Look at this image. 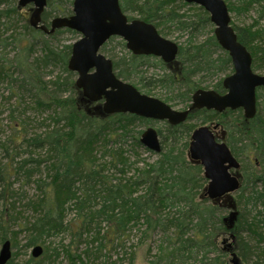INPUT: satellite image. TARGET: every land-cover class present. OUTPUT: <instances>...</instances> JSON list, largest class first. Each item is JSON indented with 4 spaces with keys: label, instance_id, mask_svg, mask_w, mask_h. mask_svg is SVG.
Listing matches in <instances>:
<instances>
[{
    "label": "trees",
    "instance_id": "trees-1",
    "mask_svg": "<svg viewBox=\"0 0 264 264\" xmlns=\"http://www.w3.org/2000/svg\"><path fill=\"white\" fill-rule=\"evenodd\" d=\"M62 1L48 0L47 7L51 11L64 14L66 11L62 9ZM1 3L3 0H0ZM120 6L125 14L130 10L139 12V19L153 24L162 36L173 35L162 27L163 21L175 24L179 29L187 30L190 36L193 33L203 36L204 34L200 32L203 27L210 26L214 29L209 14L202 7L189 5L184 0H120ZM227 6L230 13L246 11L250 7L257 6L259 18H264V0H247V3L244 2L242 7L237 9L230 2ZM185 8L187 10L182 13ZM2 14L4 13L0 12V15ZM52 16L51 12L45 10L42 14L43 24L48 26ZM256 27V25L249 28L234 26L239 42L251 53L253 71L263 72L264 42L257 43L264 38V28ZM26 29L30 31L33 40L46 36L41 30L28 27ZM65 32L74 33L68 29ZM116 40L117 38L110 39L101 51H106L108 46ZM121 44L125 50H128L125 42L122 41ZM31 47L29 42L28 47L22 48L21 52L27 53L31 51ZM46 50L48 52L46 58L42 60L43 66L46 68L61 66L70 80L64 81L63 84L68 89L67 96L56 97L54 100L50 98L52 101L50 103L46 104L44 96H39V90L31 95L38 100L42 109L54 108L55 121L56 123L58 121L59 127L54 128L44 138L32 140L27 138L23 124H19L17 128L21 141L16 146L22 148L23 145H28L36 149L49 146L55 157L52 167L56 168L54 175L49 176L50 182L37 181L38 187L43 189L42 197L31 203L38 216L33 221L26 222L22 229L27 233L25 247L44 245L49 238L60 234L62 229L68 226L65 224L66 214L73 208L78 218V222L75 223L76 234L77 231L80 234L81 231L90 229L91 225L101 217L108 219L109 228L102 235L96 233L97 236L92 241L100 240L105 243V247H121L140 218L147 226L142 232L141 240L146 242L152 235L161 234L165 240L160 249L162 252L166 250L172 260L191 261L189 264H233L232 260L227 259V255L218 248L220 239L229 234V225H224L223 215L227 211L236 213L251 201L262 202L264 205V111L262 110L263 113H261V103H258L257 115L252 120H246L242 112L228 113L229 119H227L228 115L220 116L207 110L195 111L190 116V122L199 120L203 125H219L220 128L216 131L217 138L228 144L233 155L241 163L240 170L237 172L242 181L240 194L227 195L220 200L211 201L205 196L208 181L204 177L203 167L189 160L187 156L191 134L198 127L190 122L178 126L166 125L165 136L160 130V135L168 141L167 150L163 149V152L157 155L156 161L146 162L145 168H138L134 173L131 172L126 158L122 161L119 155L117 159L109 163L113 169H107L108 164L99 163L94 152L103 148V143L132 139L136 147L141 149L139 139L135 136V128L151 122L131 114H105L102 102L88 101L74 82L73 76L76 77V74L68 69L71 45L66 46L61 53L48 48ZM127 54L128 60L123 58L113 61L117 76L125 81L134 82L135 85L141 84L149 95L154 89L163 91L164 101L172 104L190 105L193 94L201 89L202 82L200 79L196 81L195 78L204 71L214 69L223 74L226 73L227 65H230L233 71L229 54L221 49L215 36L196 46L181 47L177 59L170 64L154 57L136 56L130 51ZM28 63L29 54L23 57L20 54V57L13 60L14 67L11 68L10 64L5 72V76L24 90V94L21 95L32 93L27 89V85H32L28 81L31 76L38 74L33 72L35 70L27 68ZM146 67L154 68L155 72L150 74L149 70H144ZM15 75L23 78L19 81ZM222 81L213 86V90L220 94L225 93ZM174 93L176 95L173 97ZM215 120L220 122L213 124ZM178 139L181 147L174 142ZM118 150L117 148L115 152L118 153ZM247 161L257 170L252 180L246 178L244 180L241 172L247 166V163L245 164ZM6 166L17 171L29 169L26 180H31L32 176L39 173V169L31 170L27 166V161L16 162L15 159L12 165ZM110 170L113 171L111 177L105 173ZM9 172L0 170V185L4 184L7 187L1 196L6 205L12 199L10 192L12 185L9 181L12 177H17L15 171ZM245 182H251L255 189L258 185L263 186L262 191L259 192L253 188L251 196H245L247 191ZM254 228V222L249 224L243 221V216L236 223L234 232L238 242L235 251L240 264H264V247H252L243 236L245 232L257 233ZM189 234H193V237H187ZM258 235L261 238L260 241L264 242V237L261 234ZM5 239L6 237L3 238ZM77 242L81 243V239L74 237V242L63 248L64 250L67 248L65 252L74 264L77 262L81 264L82 257L78 253L81 244ZM210 247H213L212 253L216 255L215 258L195 255L198 254L195 252L202 250L211 251ZM187 248L194 250L187 252L185 251ZM48 250L47 247L46 251ZM96 250L98 251L99 247ZM92 251L88 248L83 253L87 260ZM51 257L49 256V260ZM29 264L32 263L29 262Z\"/></svg>",
    "mask_w": 264,
    "mask_h": 264
},
{
    "label": "water",
    "instance_id": "water-1",
    "mask_svg": "<svg viewBox=\"0 0 264 264\" xmlns=\"http://www.w3.org/2000/svg\"><path fill=\"white\" fill-rule=\"evenodd\" d=\"M189 5L202 7L210 14L215 26L219 45L229 53L234 73L223 81L226 90L219 94L214 90L200 89L194 93L192 110H214L223 112L229 108H243L245 117L253 119L257 114V90L264 89V75L252 69L253 59L246 47L238 41L231 26V16L224 0H184ZM34 5L30 25L51 33L41 25L42 14L48 0H19L24 8ZM55 29H68L81 35L73 44L69 69L77 74V88L91 103L102 102L107 115L134 114L154 120H167L171 125L187 122L189 112L177 111L163 101L141 93L135 86L120 79L114 70L113 62L101 50L111 38H121L127 49L136 56H155L169 64L178 55L177 44L161 36L157 28L142 20H129L122 11L120 0H75L73 15L57 17L52 21ZM203 125L191 136L189 158L204 169L208 181L205 196L211 201L239 191L241 181L236 173L240 163L230 147L218 140L214 131L218 129ZM141 144L155 154H160L162 144L159 134L153 128L142 135ZM236 213L228 219L229 227L235 222ZM42 253L40 247L34 250V257ZM233 263L240 264L233 253ZM12 259L11 242L5 241L0 249V264H8Z\"/></svg>",
    "mask_w": 264,
    "mask_h": 264
},
{
    "label": "rangeland",
    "instance_id": "rangeland-1",
    "mask_svg": "<svg viewBox=\"0 0 264 264\" xmlns=\"http://www.w3.org/2000/svg\"><path fill=\"white\" fill-rule=\"evenodd\" d=\"M19 0H8L7 3L0 5V11H2L4 14L0 15V59L5 60L6 62L11 64V68L14 67L13 60L18 56V54H21V57L25 56V54H29V63H33L35 60H41L40 58L45 53L43 47L44 40H47L45 44H48L49 50L57 51V53H61L62 50H65L66 46L73 45L78 39H80L81 35L79 34H72V33H63L61 35H58L56 37H47L44 36V38H35L34 40L31 38V33L28 29H26L27 25L29 26V20L30 16L33 12L34 5H28L24 8H21L18 4ZM73 1L74 0H63L62 3V9L66 11V13L61 14L60 12L51 11L50 8L47 7L46 11L51 12L52 19L55 17L61 16V17H70L73 15ZM230 1L234 6L237 8L242 7L244 2L247 3V0H227ZM56 5V4H55ZM57 6V5H56ZM127 17L130 19H138L139 16L137 14H133L131 12L126 13ZM232 22L236 27L240 28H249L253 25H256V28H262L264 27V18H259V12L257 6L250 7L246 11L240 10L236 11L234 13H231ZM51 19V20H52ZM130 19V20H131ZM50 20V21H51ZM257 30V29H255ZM209 30L205 32L203 35L204 38H207L209 34ZM183 39L180 40L179 44H186V42L189 40V36L184 34ZM203 36H199L197 39V42H202ZM163 37L173 41L178 42L177 34L173 35H163ZM120 38H117L116 41H114L111 45L108 46L106 51H102V54H104L107 58L114 60L115 56L114 54H122L124 47L122 46ZM32 45L31 51H28L27 53L21 52L22 48L28 47V43ZM124 42V41H123ZM27 45V46H26ZM126 52H129L126 50ZM124 54V53H123ZM219 55V54H218ZM28 63V64H29ZM144 70H149L150 74L155 72L154 68H148L146 67ZM38 74L41 80L43 81V85L47 86L48 90L53 91L52 83L59 80L60 78H63L66 80L68 77V74L63 71L61 66H52V67H44L40 66L38 69ZM260 75H264L263 72H258ZM36 75V73L34 74ZM228 73H223L218 77L212 78L208 75V73H205L203 76V84L201 85V89L204 90H211L213 89V86L221 79L223 80ZM31 76V75H30ZM38 76V75H36ZM32 77V76H31ZM78 76L76 75L75 80ZM15 78H19V81L21 80V76L15 75ZM69 78V77H68ZM74 78V76H73ZM131 82V81H130ZM134 84V82H131ZM137 87L146 94V89L142 87L141 84H136ZM9 85L6 82H3L0 80V149H3V144L6 143L9 140H19L18 138V132L17 128L19 124H23L26 130V133L28 134V137L30 138L33 135H39V133H43L44 130L50 129L53 130L56 126L55 121V111L52 109L49 110H42L40 109L36 103V98H33L31 94L21 95L20 92L19 100H16V90L9 89ZM24 94V93H23ZM153 97L159 98L164 100V92L160 90H152V94H150ZM19 104H18V103ZM263 107H261V113L262 110L264 111V97L262 99ZM18 104V105H17ZM174 109L181 111L184 109V105L180 104H172L169 103ZM19 106V107H17ZM192 124H195L197 126H202V122L199 120L192 121ZM148 126H137L135 128V136H138L140 138L141 134L139 135L138 132H143ZM152 127L156 129H162V123L156 122ZM164 132V131H163ZM166 135V132H164V136ZM164 136H161V143L163 149L167 150V142L164 139ZM191 139V138H190ZM126 143V145H124ZM11 146V145H10ZM112 148H116L114 145H110ZM120 147L124 148L126 150V157L130 159V170L132 173L136 169H140L143 164L140 163L141 161L144 162L146 160L147 162L153 163L158 159V156L152 153H148L147 150L141 146V149L136 147L135 141L128 139L126 141H123L119 145ZM109 147V148H111ZM181 147V145H179ZM189 150V147H188ZM104 153H107L106 149H103ZM5 153L0 152V164L4 165L6 164L9 159L4 155ZM187 156L189 157L188 151ZM191 160L190 158H188ZM135 160L137 161L136 163ZM193 162V161H192ZM247 163V169L249 172H255L256 169L254 168V165L250 163L249 161L245 162ZM244 164V163H243ZM242 164V165H243ZM112 170L105 171V173L111 177ZM242 175L245 180V173L241 170ZM12 173H14L12 169ZM38 180H46L47 182H50L49 176L46 173V170L44 168H40V171L38 174L35 175V179L33 180H25L24 178H21L19 176L12 177L9 181V184L12 185V188L14 190V195L10 203H12V206L10 205L6 211L8 214V217L5 219L7 223V230H3L0 232V249L2 242L1 240L5 237L7 239L9 238L11 242L13 241L14 249H13V255H15L14 259H12V264H24V261H26L31 256V249L28 250V248L25 247V244L27 242L26 240V234L20 232V228L23 227V225L26 222L33 221L38 214H36L35 210L33 209L31 203L36 202V200H39L42 197V190L38 187L37 181ZM208 184V183H207ZM246 192L245 196H251V192L253 191V188L255 189V186H253L251 183H246ZM263 186H256L257 191H262ZM255 189V190H256ZM1 192V187H0ZM240 194L239 192L234 193L235 196ZM4 198L0 196V206L4 205ZM13 201V202H12ZM98 209V208H97ZM2 210V207L0 208V211ZM239 212L243 213L244 219L250 224L254 222L255 228L254 230H257V233L251 234L250 232L243 233L244 239L251 243L252 247H264V242L260 241L261 238L258 237V234H261L262 237H264V205L259 202L256 204H250V205H244L242 209H239ZM231 212L227 211L225 213V216H228ZM77 213L75 209H70L66 214V222L65 224L69 225V230L74 232V226L75 223L78 222ZM228 223L226 224V226ZM5 226V225H4ZM72 228V229H71ZM109 228V227H108ZM107 224H102L96 232L94 231L92 234H86L85 237L81 239L80 245V251H78L79 254H81V250L84 251L86 247H96L99 242L92 243V239L94 238L96 233L103 234L104 231L107 229ZM255 234V235H254ZM143 237L142 232L138 231L137 228L129 233V237L126 240L127 246L114 248L111 246L106 247V249L103 251L104 257H100L99 259H92L86 261L84 258V254H81L82 260H84V264H103L106 262V264H189L188 262H181L179 260H172L169 256L167 251L165 250L162 252V249H160V246H163L164 244V237H162L161 234H154L150 238L146 240L141 245H138L141 238ZM260 238V239H259ZM72 241L74 242V236L71 233H62L58 234L54 237L49 238L45 245L46 247H51L46 252L45 255V261L44 264H70L69 259L66 257L65 250L67 248H63L64 246H69ZM100 241V240H99ZM262 242V243H260ZM146 244V245H145ZM134 246H137L134 248ZM235 240H233L229 235L224 236L222 239H220L219 243V249L222 250L225 255H227V259L233 260L232 252L236 250ZM53 248H59V251L57 254L52 249ZM63 248V249H62ZM149 248V249H147ZM74 249V245H73ZM236 252V251H235ZM49 256H52L49 260ZM10 264V263H9ZM77 264H80V262H77Z\"/></svg>",
    "mask_w": 264,
    "mask_h": 264
},
{
    "label": "bare ground",
    "instance_id": "bare-ground-1",
    "mask_svg": "<svg viewBox=\"0 0 264 264\" xmlns=\"http://www.w3.org/2000/svg\"><path fill=\"white\" fill-rule=\"evenodd\" d=\"M75 1V0H74ZM74 1H73V3H74ZM143 1V0H142ZM225 2H226V4L228 3V2H230V1H227V0H224ZM8 2V0H3V3H1L0 5H3V4H5V3H7ZM231 3V2H230ZM18 4H19V1H18ZM46 10V9H45ZM187 10V8H185L184 9V11L182 12V13H184L185 11ZM0 12H2V11H0ZM45 12V11H44ZM43 12V13H44ZM130 12L131 13H133V14H137L138 16H140V14H139V12H137L136 10L135 11H132V10H130ZM209 14V13H208ZM209 16H210V14H209ZM230 16H231V13H230ZM58 17H61V16H58ZM55 18H57V17H55ZM30 19H31V16H30ZM134 20H141V19H134ZM210 20H211V17H210ZM52 21H53V19L50 21V24L48 25V26H46L45 24H43V22H41V25L42 26H44L48 31H50L51 33H46V32H44L43 30H41V29H38V30H41L42 32H44L46 35H47V37H51V38H53V37H56V36H58V35H61V34H63V33H67V32H65L67 29H65V28H60V29H55L54 31H53V27H52ZM143 21V20H142ZM145 22V21H144ZM212 23V22H211ZM213 24V23H212ZM214 26V25H213ZM231 26H232V28L235 30V28H234V24H233V22H232V18H231ZM27 27L29 28V29H35V30H37L36 28H33L31 25H30V20H29V26L27 25ZM162 27L167 31V32H169V33H171V34H177L178 35V38H177V40H178V42H175L176 44H177V47H178V55L180 54V49H181V47H192V46H196V45H199V44H202V43H205V42H207L212 36H215V38H216V35H215V27H214V29L212 28V27H210V26H207V27H203L202 28V31H200L201 33H203V34H205V32H207L208 30L210 31L209 32V36L207 37V38H204V36L203 37H201V38H203L202 40V42H197V39L199 38V35L197 36V35H194V33L193 34H191V36H190V34L187 32V30H185V29H182V28H178L175 24H172V23H165V21H163V23H162ZM264 28V27H263ZM63 31V32H62ZM235 32H236V30H235ZM74 33L75 34H79V33H77V32H75L74 31ZM184 34H186V35H188L189 36V40L186 42V44H179L180 43V40H182L183 39V35ZM237 34V33H236ZM80 35V34H79ZM191 37H192V40H191ZM238 37V36H237ZM81 38V37H80ZM79 40V39H78ZM77 40V41H78ZM217 40V39H216ZM76 41V42H77ZM110 41V40H109ZM109 41L107 42V43H109ZM239 41V40H238ZM47 42V40H44V42H43V47H45L44 48V51H45V53L42 55V57L40 58L41 59V62H42V66H43V61L42 60H44L45 58H46V54H47V52H48V50H46V48H48L49 49V47H48V44H45L44 45V43H46ZM75 42V43H76ZM264 42V38H262L257 44H262ZM106 43V44H107ZM241 43V42H240ZM112 44V43H111ZM110 44V45H111ZM242 44V43H241ZM207 44H205V46H206ZM243 45V44H242ZM73 46V45H72ZM72 46H71V52H72ZM220 46V45H219ZM104 47V46H103ZM221 47V46H220ZM246 47V46H245ZM221 49L224 51V52H226V53H228L227 51H225L222 47H221ZM246 49H247V51L250 53V51L248 50V48L246 47ZM122 50H123V53L122 54H114V56H115V59L114 60H112V59H110L112 62L113 61H116V60H121V59H127L128 60V54H127V52H126V50L125 49H123L122 48ZM214 52V49H213V51H212V53ZM218 52V51H217ZM217 54V53H216ZM229 54V53H228ZM251 54V53H250ZM178 55H177V57H178ZM18 57H20V55L18 54V56H17V58ZM70 57H71V55H70ZM147 57H154V58H157V59H160V58H158V57H155V56H147ZM229 57H230V55H229ZM231 58V57H230ZM109 59V58H108ZM177 59V58H176ZM161 60V59H160ZM41 62H40V60H36V61H34L33 63H29V64H27L26 66H27V68L29 67V69H32V70H35V71H33V72H36V73H38L37 71H38V69H39V67H38V65L40 66V64H41ZM68 64H69V62H68ZM9 65H10V63H8V62H6L5 60H1L0 59V71L2 72L1 74H0V80L1 81H3V82H6L7 81V83L9 84V85H11V87L9 86V89H11V90H16V100L18 101L19 100V95H20V92L21 93H23L24 92V90L23 89H20V85H15L13 82H12V80H10L7 76H5L6 75V70H7V68L9 67ZM232 66H233V64H232ZM26 68V67H25ZM27 68L25 69V71H27ZM36 68H38V69H36ZM68 69H69V66H68ZM70 70V69H69ZM71 71V70H70ZM72 72V71H71ZM225 72L226 73H228V75H227V77L228 76H231L233 73H234V67H233V71H232V68H231V66L230 65H227L226 66V68H225ZM74 74H76L75 72H73ZM116 73V72H115ZM205 73H208V75L210 76V77H212V78H215V77H218V76H220L221 74H222V72H219V71H216V70H214V69H210L208 72H206V71H204L203 73H201L200 75H198L196 78H195V80L197 81V80H199L200 79V81L202 82V83H200L201 85L203 84V76H204V74ZM256 73H258V72H256ZM38 76H34V77H31V79H29V83H31L32 85H27V89H28V91L29 90H31L32 91V94H36V91L37 90H39V92H38V94H39V96H44L43 98H44V101L46 102V104L47 103H50V102H52L51 101V99H55L56 97H61V96H67V94H68V89L65 87V86H63V84H64V81H66V80H70V79H68V77L66 78V80H64L63 78H60L59 80L57 79L56 81H54L53 83H52V87H53V91H50V90H48V88H47V86H45V84L43 85V81L41 80V78L39 77V74H37ZM117 75V74H116ZM120 78V77H119ZM120 79H122V78H120ZM123 80V79H122ZM124 82H127V83H130V84H132L133 86H135L141 93H143L135 84H133V83H131V82H129V81H125V80H123ZM221 81V79L217 82V83H219ZM74 82L76 83L77 82V78H76V80H75V77H74ZM29 83H27V84H29ZM222 84H223V81H222ZM200 85V86H201ZM34 86V87H33ZM176 93V92H175ZM173 94L172 96L174 97L176 94ZM143 94H145V93H143ZM145 95H147V96H149V97H153V96H151V95H149V94H145ZM256 95H257V107H258V103L260 104L261 103V107H263V102H262V99H263V97H264V89H261V90H259V91H257V93H256ZM193 96H194V94H193ZM193 96H192V100H191V102H190V105H188V104H186V105H184L185 107H184V109L183 110H181V111H183V112H189V116H188V119H187V122L186 123H188V122H190L189 121V118H190V116L195 112V111H197V112H199V111H203V110H207V109H200V110H192L191 111V106H192V103H193ZM51 98V99H50ZM153 98H156V97H153ZM157 99H159V98H157ZM159 100H161V101H163L164 103H166V104H168L169 106H171L169 103H167V102H165L164 100H162V99H159ZM35 101H37V103H36V105L40 108V109H42L41 108V106H39V104H38V100L36 99ZM18 103V102H17ZM19 104V103H18ZM17 104V105H18ZM17 107H19V106H17ZM172 107V106H171ZM173 108V107H172ZM174 109V108H173ZM43 110V109H42ZM44 110H46V109H44ZM176 110V109H175ZM178 111V110H177ZM207 111H209V112H215V113H217L218 115H228V113H230V112H232V113H235V112H242V114H243V116L245 117V111H244V109L243 108H237V109H232V108H229V109H227V110H225V111H223V112H217V111H214V110H207ZM131 115H134V114H131ZM257 115V114H256ZM134 116H137V115H134ZM230 115H228L227 116V119H229L230 117H229ZM235 116H236V114H235ZM234 116V117H235ZM137 117H139V118H142V119H144V120H148V121H150L151 123L150 124H147V125H144V126H148L143 132H141L140 134H141V136H140V138L138 137V136H136L138 139H139V142H140V140H141V137H142V135L145 133V131H147L148 129H150V128H153V129H155L156 131H157V134H159L160 135V133H159V131L160 130H162V131H164V132H166L165 131V129H166V125H170V126H178V125H171L167 120H161V121H158V120H154V119H148V118H145V117H140V116H137ZM256 117V116H255ZM254 117V118H255ZM253 118V119H254ZM245 119L246 120H252V119H247L246 117H245ZM156 122H160V123H162V129H156V128H154V127H152V125H154V123H156ZM220 121H218V120H215V121H213V124H217V123H219ZM191 124H192V121L190 122ZM181 125V124H180ZM195 125V124H194ZM207 126H209V125H212V124H206ZM60 126V124L58 123V121H57V123H56V126H55V128H57V127H59ZM197 128H199V126L197 127ZM197 128H195L194 130H193V132L197 129ZM52 131V130H51ZM50 129H46V130H44L43 131V133H39V135H33V136H31L30 137V140H32V139H36V138H44L46 135H48L50 132ZM192 132V133H193ZM27 134V133H26ZM139 134V135H140ZM166 134H167V132H166ZM55 135H56V133H55ZM161 136V135H160ZM18 138H20L19 136H18ZM27 138H29L28 137V134H27ZM132 140V139H131ZM19 141H21L20 139L19 140H17V139H15V140H9V141H7L6 143H4L2 146H3V149H0V152L1 153H5L4 155L6 156V157H8V159H9V161L6 163V164H4V165H1L0 164V170H2V171H6V172H9V173H12V169H10V167H8V166H6V165H12V162H15V159H16V162L18 161H27V166L31 169V170H34V168L35 169H39V171H40V168L42 167V168H44L45 170H46V173L48 174V176H50V177H52L53 175H54V171H56V168H54V167H52V164L54 163V160H55V157H54V155H53V153H52V151H51V148L49 147V146H44L43 148H35V147H30V146H28V145H23L22 146V148H19V147H17L18 145H19ZM17 142V143H16ZM175 142V144L176 145H180L181 144V142L179 141V139L177 140V141H174ZM225 142V141H224ZM16 143V144H15ZM121 143H123V142H115V143H103V148H101V149H98V150H96L95 152H94V155L96 156L95 158L97 159V160H99V163H101V164H104V165H109V163H111L113 160H115V159H117V157H118V155L121 157V159H122V161H124L125 160V158H126V160L128 161V165L129 164H131L130 163V159L128 158V157H126L125 155H126V150H124V148H122V147H120L119 145L121 144ZM226 143V142H225ZM140 144H141V142H140ZM227 144V143H226ZM11 145V146H10ZM17 145V146H16ZM110 145H114V146H116V148L114 149V148H112ZM124 145H126V143L124 144ZM141 146H143L142 144H141ZM190 146V145H189ZM109 147H111V148H109ZM147 151H149L150 153H153V154H155L154 152H152V151H150V150H148L145 146H143ZM117 148L119 149L118 150V153H116L115 151L117 150ZM103 149H106V151H107V153H104L103 152ZM175 151L177 152V149H175ZM163 152V150L161 151V153ZM179 152V151H178ZM160 153V154H161ZM160 154H155V155H160ZM86 162V161H85ZM137 161L135 160V162L134 163H136ZM146 160H144V162L143 161H141L140 163H142L143 164V166L141 167V168H145L146 167ZM13 165H15V163L13 164ZM56 167V166H55ZM13 168H15V166H13ZM107 169H113V167L112 166H107L106 167ZM140 168V169H141ZM248 167L246 166V167H244L243 168V172L245 173V178L247 179V180H252V176H253V172H249L248 171V169H247ZM13 171H15V174L17 175V176H19V177H21V178H24L25 177V180H26V173L29 171V169H22L21 171H17V170H15V169H13ZM33 179H35V176L33 177H31V180H33ZM251 183V182H250ZM0 187H1V192H0V196H2V193L3 192H5L6 191V186L3 184V185H0ZM11 190V191H10ZM10 192L12 193V198H13V195H14V190H13V188L11 187L10 188ZM248 198V197H247ZM12 200V199H11ZM11 200L9 201V203L6 205L5 203V201H4V205H3V203H2V205L0 206V208L2 207V210L0 211V232L1 231H3V230H7V223L9 222H6V220L7 219H5V217L7 218L8 217V214L6 213V211H7V209H8V207L11 205L12 206V203H10L11 202ZM246 200V199H245ZM244 200V201H245ZM13 202V201H12ZM259 203V202H258ZM262 203V202H261ZM250 204H256L255 202H253V201H251V202H249L247 205H250ZM263 204V203H262ZM243 213H241V212H236V216H235V222H234V224L232 225V227H229V236L233 239V240H235V245H237V238H236V235H235V232H234V229H235V227H236V223L238 222V220L240 219V217L241 216H243L242 215ZM230 218V214L228 215V216H225V214L223 215V223H224V225H226L227 223H229V221H228V219ZM107 218H104V217H101L100 219H98V220H96L95 222H97V223H95L94 222V224L93 225H91V227H90V229L88 228L87 230H84V231H81L80 232V234H78V231H77V234L75 233V230H76V225L74 226V232L72 231H70L69 230V225L68 226H66L64 229H62V232L60 233V234H62V233H71L74 237H76L77 239H82L83 237H85L86 236V234H92L94 231L96 232V230L100 227V226H102V224H107V228L109 227V222H107ZM243 221H246L245 219H244V217H243ZM5 225V226H3V225ZM25 225V224H24ZM24 225H23V227L22 228H20V232H22V233H25L26 234V239H27V233L25 232V231H23L22 229L24 228ZM146 223H144L142 220H140V218L137 220V223L135 224V226H134V228L131 230V232L132 231H134L136 228H137V230L138 231H140V232H143L145 229H146ZM72 229V228H71ZM209 231H211V229H210V227H209ZM92 232V233H91ZM0 236H1V234H0ZM79 236V237H78ZM97 235L95 234V236H94V238L96 237ZM187 237H193V234H189V235H187ZM94 238L92 239V241L94 240ZM8 240H10L9 238L7 239V237H6V239L5 240H1V242H2V244L5 242V241H8ZM97 242H99V244L96 246V247H91V249L93 250L92 252H90V256L88 257V259L89 260H92V259H99V256L100 257H104V255H103V251L106 249V247H105V243L104 242H101V241H99V240H97V241H95V242H92V243H97ZM143 242L144 241H142V240H140V242L138 243V245H141V244H143ZM11 246H12V259H14V257H15V255H17V254H15L14 253V255H13V249H14V244L13 243H11ZM62 246H64V245H62ZM126 246H127V242L126 241H124L123 242V244H122V246L121 247H125L126 248ZM38 247H40L41 249H42V253H41V255L39 256V257H34V255H33V253H34V250L36 249V248H38ZM97 247H99V250L97 251L96 250V248ZM120 247V246H119ZM119 247H117V248H119ZM137 246H134V248H136ZM46 245L44 244H36V245H34V246H32V247H29L28 248V250L29 249H31V256L26 260V261H24V264H29V262H31L32 264H44V259H45V255H46ZM48 248H50L51 249V247L49 246ZM89 247H86V249L84 250V251H82L81 250V254H83L85 251H87V249H88ZM211 248V251L209 250V249H206V250H202V251H200V252H195V253H198V254H195V255H197V257H202V255H206V256H209L210 258H215V254L214 253H212V248L213 247H210ZM63 249V248H62ZM90 249V248H89ZM54 252H56L55 254H57L58 256H59V254L57 253V251H59V248H53L52 249ZM194 249H191V248H187V249H185V251H187V252H190V251H193ZM78 251H80V247L78 248ZM100 251V252H99ZM65 254H66V257L68 258V256H67V253L65 252ZM70 258H71V256H70ZM85 258V257H84ZM12 259L9 261V263L10 264H12L13 263V261H12ZM69 259V258H68ZM85 260L86 261H88L86 258H85ZM69 263L70 264H74V261H72V259H69ZM188 263L189 262H191V261H187ZM8 263V264H9ZM81 264H84V260H82V263ZM103 264H106V262H104Z\"/></svg>",
    "mask_w": 264,
    "mask_h": 264
},
{
    "label": "flooded vegetation",
    "instance_id": "flooded-vegetation-1",
    "mask_svg": "<svg viewBox=\"0 0 264 264\" xmlns=\"http://www.w3.org/2000/svg\"><path fill=\"white\" fill-rule=\"evenodd\" d=\"M142 56V55H141ZM170 64V63H169ZM114 65V64H113ZM213 128V127H212ZM220 128V127H219ZM218 128V129H219ZM216 131L217 130H215L214 131V134H215V136H216ZM160 136V135H159ZM217 137V136H216ZM160 138H161V136H160ZM218 139V138H217ZM218 140H220V139H218ZM228 145V144H227ZM233 173H236L237 174V176L239 177V179H240V181H241V178H240V176H239V174L236 172V171H233ZM205 177V176H204ZM206 179V178H205ZM241 186H242V181H241ZM10 242H11V240H9ZM12 243V242H11ZM2 246V245H1ZM233 253H235L236 254V252L234 251V252H232L231 254L233 255ZM237 255V254H236ZM232 262H233V260H232ZM234 264V263H233Z\"/></svg>",
    "mask_w": 264,
    "mask_h": 264
}]
</instances>
